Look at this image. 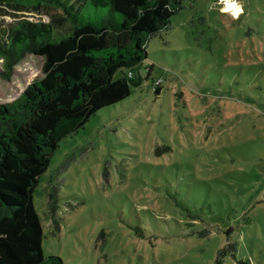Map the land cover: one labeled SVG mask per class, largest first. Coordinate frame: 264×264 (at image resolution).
<instances>
[{"label": "rangeland", "instance_id": "374dc122", "mask_svg": "<svg viewBox=\"0 0 264 264\" xmlns=\"http://www.w3.org/2000/svg\"><path fill=\"white\" fill-rule=\"evenodd\" d=\"M235 4L238 16L216 0H184L134 69L151 68L142 86L59 144L32 195L45 257L216 264L226 250L223 264H264V0ZM21 16L63 14L1 8L0 24ZM41 76L42 59L26 55L0 78V104Z\"/></svg>", "mask_w": 264, "mask_h": 264}, {"label": "trees", "instance_id": "16d2710c", "mask_svg": "<svg viewBox=\"0 0 264 264\" xmlns=\"http://www.w3.org/2000/svg\"><path fill=\"white\" fill-rule=\"evenodd\" d=\"M183 1L0 0V9L13 13L50 7L63 14L56 22L21 16L0 24L1 79L8 81L26 55L42 59V76L15 100L0 104V264H63L42 253L33 192L64 139L147 80L151 68L145 76L134 69L147 59L150 40L170 28ZM100 9L106 13H96ZM60 20L68 32L56 31ZM55 193L48 194L52 215ZM226 254L221 250L215 263L223 264Z\"/></svg>", "mask_w": 264, "mask_h": 264}, {"label": "bare ground", "instance_id": "6f19581e", "mask_svg": "<svg viewBox=\"0 0 264 264\" xmlns=\"http://www.w3.org/2000/svg\"><path fill=\"white\" fill-rule=\"evenodd\" d=\"M228 3V6L227 8H229L230 10H232V13L235 15V16H238V14H240V8L235 4L236 2L234 1H229L227 0L226 1Z\"/></svg>", "mask_w": 264, "mask_h": 264}, {"label": "built area", "instance_id": "2783aa9c", "mask_svg": "<svg viewBox=\"0 0 264 264\" xmlns=\"http://www.w3.org/2000/svg\"><path fill=\"white\" fill-rule=\"evenodd\" d=\"M226 1H227V0H216V3H217L218 5H220L221 8H222V10L225 11V12H227V11H226V8H227V6H228V3H227ZM229 1H230V0H229ZM231 1L236 2V0H231ZM228 13H230V12H228Z\"/></svg>", "mask_w": 264, "mask_h": 264}]
</instances>
